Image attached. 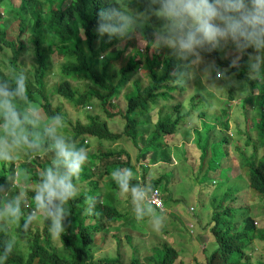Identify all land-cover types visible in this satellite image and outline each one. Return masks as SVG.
<instances>
[{
    "label": "trees",
    "instance_id": "obj_1",
    "mask_svg": "<svg viewBox=\"0 0 264 264\" xmlns=\"http://www.w3.org/2000/svg\"><path fill=\"white\" fill-rule=\"evenodd\" d=\"M3 5L10 8L14 18L19 20L20 32L17 39H10L6 28L0 25V42H3L0 44V51L7 48L6 46L13 51L8 63L0 62V79L9 78L10 69H21L19 62L28 50V43L23 37L30 30L33 68L30 75H27L29 102L42 105L50 117L57 113L52 109V94L65 98L78 111L86 113L88 118L87 123L78 121L73 127H68L66 135L78 146H83L87 152L92 141L100 144L97 151L88 152V160L75 181L78 195L68 203L69 215L65 220L66 232L62 238L56 241L50 239L47 221L42 217L26 234L14 228L11 235L17 237L19 247L9 255L6 264H176L177 255L171 254V247L167 243L154 246L153 254L144 257L137 254L135 248L129 259H125L119 232L113 234L117 253L112 256L100 255L112 242L109 243L111 229L116 232L122 224L134 226L137 223L130 210L120 209V191L111 179V172L118 167L131 168L134 172L132 183L143 185L140 171L132 164L130 154L125 149L103 151L101 145L104 141L131 139L139 147V162L144 170L143 161L147 156H152L153 160H169L167 149L172 146L170 137L187 126L193 110L200 107L201 103L207 104L202 85L197 81L182 86L173 82L172 74L178 70L179 62L169 49H153L147 44L146 40L152 39L151 27H146L143 34L136 32L144 41L145 47L142 49L130 44L132 33L124 38H112L99 45L97 13L101 8L110 6L108 0H0V7ZM106 54L108 58L105 64L119 71L117 83L109 78L111 84H105L96 72L99 60ZM249 54L256 55L253 49H248L241 57L238 67H230L231 61L222 59L219 50L205 53L204 58L206 63L214 62L221 69H227L228 79L218 82L220 85H228L221 88L227 95L226 99L230 102L238 101L248 112L247 106L251 111L259 112L257 120L248 127L257 132L256 141L252 143V153L247 152L250 139L245 147L237 145L235 149L239 153L242 167L247 168L250 188L264 201V78H249ZM53 64L56 65L55 69ZM56 74L59 76V83L48 88L47 76ZM117 75L118 72L113 74V80ZM138 75L144 77L146 84ZM73 81H85L88 88L83 90L73 84ZM123 88L132 93H126V109L113 113L125 122L124 131L116 133L99 115H91L87 107L99 102L101 109L108 114L109 106ZM186 97H190V100L187 101ZM186 104L190 106L187 111ZM223 113L226 115L223 124L228 127L230 114L228 110ZM200 115L206 113L202 112ZM215 128L217 127H211L214 130ZM247 134L249 137V133ZM197 137L196 144L203 150L204 160L209 147L216 149L219 143L226 145L230 142L229 136H224L219 141H211V134L206 135V132ZM123 155H126L125 158L121 157ZM51 160L50 152H41L32 157L18 155L15 161L7 163L0 161V189L5 192L8 190L5 176L15 170L20 177L18 186L25 191L27 199V206L23 211H30L33 207L32 190L35 189L43 170L50 166ZM211 163L215 164L216 159ZM213 168L214 171L217 169L215 165ZM231 170L232 167L228 172ZM165 176L166 182L162 181V177L153 179L149 188V195L155 190L160 191L164 204L169 186V175ZM105 177H110L106 183L103 181ZM226 179L230 181V172ZM234 192L232 188L226 196ZM14 194L15 189L4 195L7 199ZM88 196L95 197L91 212L85 211V200ZM240 201L239 197L233 198L226 209L214 215L216 223L212 231L215 248L208 255L206 264H264L262 259H255L253 256L256 250L254 240H264V229L257 227L251 215L244 217L242 224L239 223L236 216L242 209L238 205ZM150 206L159 213H164V210L151 204ZM3 238L0 236V239ZM128 239L131 241L130 236Z\"/></svg>",
    "mask_w": 264,
    "mask_h": 264
},
{
    "label": "clouds",
    "instance_id": "obj_2",
    "mask_svg": "<svg viewBox=\"0 0 264 264\" xmlns=\"http://www.w3.org/2000/svg\"><path fill=\"white\" fill-rule=\"evenodd\" d=\"M101 8L97 32L109 39L124 38L130 33L153 29L147 44L153 49L167 48L179 62L172 74L177 85L199 81L207 87L225 88L218 80H227V69L214 62L206 63L204 54L230 46L236 54L230 67H238L248 49L249 78H264V0H108ZM29 55L32 52L29 51ZM55 64L53 68L55 69ZM9 78L0 79V161H15L18 155L28 157L50 152L52 160L39 176L32 190L33 207L27 206L25 191L19 188L20 177L15 170L6 175L9 185L0 189V264L19 247L13 229L27 233L42 217L52 241L66 232L68 203L78 195V179L88 160V152L62 133L66 115L58 112L45 120L41 110L29 102L26 71L10 69ZM213 73L215 76L213 77ZM111 179L122 194L128 196L130 211L138 221L149 219L154 228L163 222L150 206L147 185L132 183L131 168H115ZM15 194L5 198V193ZM85 211L91 212L95 197L85 200Z\"/></svg>",
    "mask_w": 264,
    "mask_h": 264
},
{
    "label": "rangeland",
    "instance_id": "obj_3",
    "mask_svg": "<svg viewBox=\"0 0 264 264\" xmlns=\"http://www.w3.org/2000/svg\"><path fill=\"white\" fill-rule=\"evenodd\" d=\"M0 17V25L6 28L9 33L8 37L10 39H17L20 32L19 20L14 18L13 11L7 8L6 5H3L0 7ZM28 32L23 37L28 43L27 54L22 56L19 66L26 71L27 75H30V71L33 68L31 66L32 55L28 53L29 51L32 52V44L30 42V30ZM132 37L130 38L131 45L140 47V49L145 47L139 33H132ZM109 40L107 35H99L98 43L100 45L102 42H108ZM2 43L0 42V44ZM134 46L132 47V51ZM6 47L0 51V62L2 63H8V58L13 55L12 48ZM219 51L222 59L225 61H231L236 55L230 46H225ZM107 58V54L101 57L96 72L105 84H111V80L117 83L119 71L113 67L109 68L105 64ZM116 72H118V75L113 80L112 76ZM137 77L146 84L143 76L138 75ZM46 82L48 88H52L59 83V76L57 74L49 75L46 78ZM218 82L220 81L218 80ZM199 83L202 85L205 93L204 96H207L209 99L206 97L207 104L201 103L200 107L198 106L196 110H193L192 116L188 118L187 126L183 130L177 135L170 137L172 146L167 149L170 157L169 160L162 161L161 158L153 160L152 156H147L146 160L143 161L144 170L139 162V147L131 139L121 138L117 142L104 141L101 145L103 151L108 149H125L130 154L132 164L136 165L140 171L143 185H147L149 188L153 179L162 177V181L166 182L165 175H169V181L167 182L169 183L168 197H166V200L164 199L166 204L163 206L165 208L164 213H159L156 208L151 206L157 215L163 217L162 224L154 228L151 221L147 218L145 221L137 220L134 226L131 224H122L120 226L116 223V225L120 226V229L118 228L119 230L116 232L114 229H111L109 243L112 242L102 251L101 256H112L117 253L116 238L113 234L119 232L125 259H129L135 248L137 249V254L144 257L145 255L153 254L152 248L154 246L167 243L171 247L169 250L171 254L177 255L176 264H206L208 255L215 248V238L212 231L216 223L214 215L226 209L235 197L236 199L238 197L241 199L238 205L239 207L242 206V209L238 211V215L236 216L239 223L242 224V219L251 215L255 219L257 227L264 229V201L259 199V194L254 189L250 188L247 168L242 167L239 153L235 149L237 145L242 148L245 147L247 140L250 139L251 144L248 145L247 152L249 154L252 153V143L256 141L257 132L255 130L253 132L248 127L250 126L249 124L257 120L259 112L256 110L251 111L247 106L248 112L242 108L238 101L230 102L226 99L227 95L221 88H211L201 82ZM73 84L80 86L83 90L88 88L85 81H73ZM197 85L199 86V84ZM35 87L38 88L36 84ZM204 88H207L208 91ZM127 92L132 93L128 89L123 88L120 90L118 96L109 106L110 110L108 114L101 109L99 102L88 106L87 110L91 115H99L102 120L107 121L109 127L114 132L122 133L125 128V122L113 113L126 109L127 101L125 97ZM190 93L192 94L193 92L191 91ZM186 98H188L187 101L190 100V97ZM51 99L52 109L57 113L61 112L66 115V124L64 129L61 130L64 135H66V129L73 127L78 121L82 123L88 122L87 114L83 111H78L65 98L53 93ZM32 105L41 110V114L45 120L49 118L42 105L37 103H33ZM189 108V104H186L185 111ZM224 110H228L230 114L228 127L223 124L226 119V115L223 113ZM202 112H205L206 115L201 116ZM212 126H216L217 128L215 130L211 129ZM205 132L206 135L207 133L211 134V141H219L224 136H229L230 142L226 145L219 143L216 149L212 146L209 147L204 160L202 159L204 152L201 148H198L196 142L197 136H203ZM247 133H249V137ZM99 146V142L92 141L88 152L97 151ZM125 156L121 157L125 158ZM213 159H216V163L213 164L217 168L215 171L211 163ZM231 167L232 170L229 171L230 181H226V176H229L228 170ZM108 180H110V177L103 179L104 183ZM162 188H160L161 191ZM232 188L236 194L234 192V194L231 193V195L226 196ZM119 195L120 209L130 210L128 196L121 192ZM221 203L222 207H220ZM128 236L131 237V241H129ZM22 242L24 243V241ZM254 243H256V250L253 254L254 258H260L264 261V240L256 238ZM178 255H180L179 258Z\"/></svg>",
    "mask_w": 264,
    "mask_h": 264
},
{
    "label": "built area",
    "instance_id": "obj_4",
    "mask_svg": "<svg viewBox=\"0 0 264 264\" xmlns=\"http://www.w3.org/2000/svg\"><path fill=\"white\" fill-rule=\"evenodd\" d=\"M150 197V204L161 209L164 210L165 208H163L164 201L161 197L160 191L159 190H155L151 195H149Z\"/></svg>",
    "mask_w": 264,
    "mask_h": 264
}]
</instances>
